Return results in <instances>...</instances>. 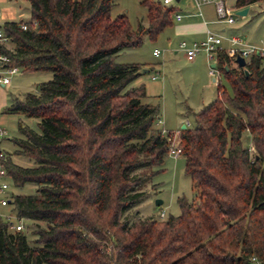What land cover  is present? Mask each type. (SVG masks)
Wrapping results in <instances>:
<instances>
[{
    "label": "trees",
    "instance_id": "trees-1",
    "mask_svg": "<svg viewBox=\"0 0 264 264\" xmlns=\"http://www.w3.org/2000/svg\"><path fill=\"white\" fill-rule=\"evenodd\" d=\"M27 1V29L5 23L12 45L1 50L24 70L53 76L5 109L38 118L39 129L21 126L13 139L26 165L7 153L13 185L36 190L12 192L24 228L0 217V264H264L262 56H251L246 73L217 54L232 94L218 83L216 98L179 134L194 198H178V215L127 216L173 133L155 128L159 107L145 102V84L132 85L143 65L115 55L155 39L175 8L141 0L148 23L133 29L126 14L111 16L114 0ZM255 3L264 0H236Z\"/></svg>",
    "mask_w": 264,
    "mask_h": 264
},
{
    "label": "rangeland",
    "instance_id": "rangeland-1",
    "mask_svg": "<svg viewBox=\"0 0 264 264\" xmlns=\"http://www.w3.org/2000/svg\"><path fill=\"white\" fill-rule=\"evenodd\" d=\"M17 1L19 3L15 5L20 12H23V19L30 20L28 2L26 0ZM226 1L232 7L235 4V0ZM9 3L12 2L8 0V2L0 3V7L10 5ZM172 5L174 8H182L183 3L175 0ZM249 8L250 11L245 16H237V10H235L236 21L232 25H228L226 22L219 24L220 28L226 29L224 46L229 44L227 38L240 36L245 44L264 48V3L254 4ZM123 13L128 16L133 29H137L140 23L147 19V8L141 3V0H114L111 16L115 17ZM172 14H175L174 11ZM183 40L188 43L195 40L201 41L197 37L184 39L174 36L172 27L168 25L155 39L145 36L140 46L122 50L115 55L116 62L143 65L142 74L133 81L132 85L145 84L147 93L144 98L145 102L159 107L160 119L155 121L154 126L160 130L164 129L167 133H173L174 145L179 143V134L183 124L189 122L188 127L194 126L193 113L188 109L191 108L194 112L199 111L214 100L217 92V85L209 73L210 64L214 63V60L206 56L207 58L204 57L200 64L193 66L185 52L179 50V44ZM155 47L161 51L159 56L153 55ZM202 55L204 54H198L196 59H200ZM144 68L149 71L144 72ZM0 75L10 78V83L7 85H2L0 81V103L2 104L5 99L7 101V105H3L0 109V127L6 130L5 138L0 141V149L11 154L13 161L26 165V161L15 155L17 147L13 139L22 136L21 126L38 130L39 119L24 113H9L5 109L10 105L12 96L23 98L27 92L38 93L39 84L51 79L53 74L50 71L30 72L19 68V71L13 74H9L5 70L0 71ZM153 76L156 78L153 79ZM216 77L219 78L227 92L232 94L231 85L225 75L216 71ZM147 171L148 173L153 172L143 189L146 196L136 209L128 211L125 215H133L136 210L143 216L157 218L162 212H165L164 217L180 214L178 198L184 196L191 200L195 196L192 179L186 172L185 156L183 154L174 156L169 152L163 163L149 167ZM35 190L36 186L32 183H27L22 187H16L11 183V192L14 193L30 194ZM157 199L162 200V203L157 205ZM0 213L2 217L9 215L11 221H17L10 205L0 206ZM26 223L29 222L26 221ZM32 226L33 224H31V228ZM28 231L30 230L28 229Z\"/></svg>",
    "mask_w": 264,
    "mask_h": 264
},
{
    "label": "built area",
    "instance_id": "built-area-1",
    "mask_svg": "<svg viewBox=\"0 0 264 264\" xmlns=\"http://www.w3.org/2000/svg\"><path fill=\"white\" fill-rule=\"evenodd\" d=\"M174 0H162V3L165 5H169L172 3ZM203 2H212L215 4L216 7V13L218 16V19L220 21H225L228 23H233L235 22V9L229 5H227L224 0H202ZM237 16H239L236 13ZM0 17H1V10H0ZM176 18L180 20L182 18V14H177ZM4 23L0 19V71H7L9 74H13L19 71V67L16 64L11 63L10 56L1 50V48H10L12 45V36L9 35L5 30H4ZM21 27L23 29H27L28 24L26 21H23L21 23ZM225 36L222 35L219 32H216L214 30L208 29L207 30V35L206 38L202 41L199 42H193V43H187L186 41H181L179 44V48L185 52L186 57L188 60H193L195 57L201 53L205 52L208 54L210 59H213L216 61L217 59V54L219 51L223 50ZM231 43L235 45H240L244 46L243 49H241L240 53L242 56L245 57L246 61L249 62L251 56L255 53H258L262 56V64L264 65V48H260L255 45H247L245 46L242 38L240 36H232L227 38ZM161 54V51L159 49L154 50V55L159 56ZM216 67H212L210 72L211 74L216 77ZM156 76H153L155 78ZM0 81L3 85H7L10 83V78L8 76H2L0 75ZM189 125V122L186 123V126ZM162 133L164 135H168L169 132L167 133L164 129L162 130ZM6 136V130L2 127H0V141L3 140ZM170 140L172 141L169 152L174 155V156H179L180 154L183 153L182 147L179 145H174L173 141L174 138L173 136L169 137ZM7 160V153H5L2 149H0V206H9L10 198L12 195L11 192V179L10 176L7 172L6 166H5V161ZM165 212H162L161 216H164ZM1 217V213H0ZM6 218L11 220V216L6 215ZM12 227L15 230H22L24 228V222L22 219L17 220L16 222H12Z\"/></svg>",
    "mask_w": 264,
    "mask_h": 264
},
{
    "label": "crops",
    "instance_id": "crops-1",
    "mask_svg": "<svg viewBox=\"0 0 264 264\" xmlns=\"http://www.w3.org/2000/svg\"><path fill=\"white\" fill-rule=\"evenodd\" d=\"M9 1L12 2L13 4L9 3L10 5H5V6L3 5L2 8L0 7V10H1L0 19H1V21L4 24L7 23V22H12V21H21V20L22 21H29V20H24L23 19V12H20L19 8L16 7L15 4H18L19 2L17 0H9ZM177 1H181L183 3V6H182V8H178V7L175 8V10H174L175 14L174 15L172 14L173 15L172 16V23L169 26L172 27V32H173L174 36L183 37L184 39L185 38L186 39L187 38H191V37H197V38H200V40L202 41V40H204L206 38L208 29L214 30V31L219 32L222 35H224V32L226 31V29L225 28H220L219 24L220 23H225V21L223 22V21H220L218 19V16H217V13H216V7H215L214 3H212V2H203L202 0H177ZM3 2H8V0H0V3H3ZM27 2L29 4V1H27ZM224 2L227 5H229L226 0H224ZM255 4H260V3H255ZM170 5L173 6L172 3H170L169 6ZM252 5H254V4H252ZM252 5H250V6H252ZM20 8H21V6H20ZM233 8L235 10H239L241 8H244V7H238L236 5V0H235V4H234ZM28 11L30 13L29 5H28ZM249 11H250V8H249L248 12ZM248 12H247V14H248ZM179 13L182 14V18L180 20H178L176 18V15L179 14ZM239 16H245V15H239ZM147 23H148L147 20L146 21L145 20L142 21V24L145 25V26L147 25ZM233 23H235V22H233ZM233 23L226 22V24H228V25H232ZM193 42H199V41L195 40ZM247 45H252V44L246 43L245 46H247ZM243 48H244V46L235 45V44L231 43L230 41H229V44L224 46L223 50L232 57L231 66H238V64L236 62V55L238 53H240L241 49H243ZM155 49H158V48L155 47L154 50ZM154 50H153V55H154ZM179 50H181V49L179 48ZM200 54H204V55H202V57L200 59H196V57L198 56L197 55L195 57V59L190 60L192 62L193 66L200 64L204 60L203 59L204 57L205 58H207V57L209 58L208 54L205 53V52H201V53H199V55ZM214 63H215L214 67H216L217 70H219L218 67H217V59H216V61L214 60ZM210 67L212 68V63L210 64ZM206 71H207V69H206ZM209 73H210V76L212 77V80L216 83V85L218 83H220V80H219L218 77H214L211 74V72H209ZM218 73H220V71ZM207 74H208V71H207ZM141 84H144V83H141ZM216 96H217V92H216ZM216 96H215V98H216ZM14 98H15L14 96L11 97L10 104L13 101ZM5 104L7 105L6 99H5V101L2 104L0 103V109ZM188 110L190 112H192V113L194 112L191 108H189Z\"/></svg>",
    "mask_w": 264,
    "mask_h": 264
},
{
    "label": "water",
    "instance_id": "water-1",
    "mask_svg": "<svg viewBox=\"0 0 264 264\" xmlns=\"http://www.w3.org/2000/svg\"><path fill=\"white\" fill-rule=\"evenodd\" d=\"M248 10H249V6H246L244 8H241V9L237 10V14L238 15H246L247 12H248ZM236 62H237V64H238L239 67H243L244 68V70H245L246 73L248 72L247 71V68H246L247 61H246V59H245L244 56H242L241 54L238 53L236 55ZM214 66H215V63H212V67H214ZM148 70L149 69H147V68H144L143 69L144 72L145 71H148ZM182 128H186V125L183 124ZM161 203H162V200L157 199L156 204L159 205Z\"/></svg>",
    "mask_w": 264,
    "mask_h": 264
}]
</instances>
